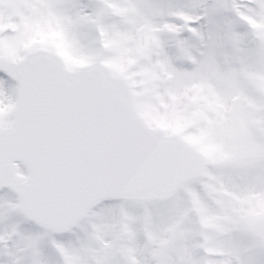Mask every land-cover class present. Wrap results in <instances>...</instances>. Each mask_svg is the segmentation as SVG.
I'll list each match as a JSON object with an SVG mask.
<instances>
[{
  "label": "snow or ice",
  "instance_id": "snow-or-ice-1",
  "mask_svg": "<svg viewBox=\"0 0 264 264\" xmlns=\"http://www.w3.org/2000/svg\"><path fill=\"white\" fill-rule=\"evenodd\" d=\"M0 264H264V0H0Z\"/></svg>",
  "mask_w": 264,
  "mask_h": 264
}]
</instances>
